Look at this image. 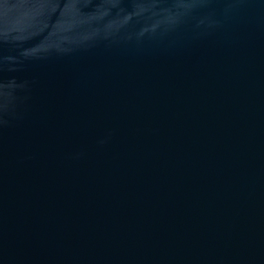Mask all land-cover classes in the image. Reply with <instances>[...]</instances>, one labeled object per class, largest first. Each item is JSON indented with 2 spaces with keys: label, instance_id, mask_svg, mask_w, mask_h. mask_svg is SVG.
<instances>
[{
  "label": "water",
  "instance_id": "obj_1",
  "mask_svg": "<svg viewBox=\"0 0 264 264\" xmlns=\"http://www.w3.org/2000/svg\"><path fill=\"white\" fill-rule=\"evenodd\" d=\"M0 264H264V0H0Z\"/></svg>",
  "mask_w": 264,
  "mask_h": 264
}]
</instances>
